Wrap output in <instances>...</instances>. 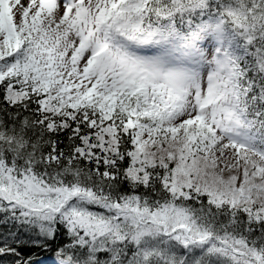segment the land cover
I'll return each instance as SVG.
<instances>
[{"label": "snow or ice", "instance_id": "1", "mask_svg": "<svg viewBox=\"0 0 264 264\" xmlns=\"http://www.w3.org/2000/svg\"><path fill=\"white\" fill-rule=\"evenodd\" d=\"M0 264H264V0H0Z\"/></svg>", "mask_w": 264, "mask_h": 264}, {"label": "trees", "instance_id": "2", "mask_svg": "<svg viewBox=\"0 0 264 264\" xmlns=\"http://www.w3.org/2000/svg\"><path fill=\"white\" fill-rule=\"evenodd\" d=\"M2 227V226H0ZM37 252V258L40 261H44L47 259H56L55 252L53 250L43 251V250H36ZM40 264H42L40 262Z\"/></svg>", "mask_w": 264, "mask_h": 264}, {"label": "rangeland", "instance_id": "3", "mask_svg": "<svg viewBox=\"0 0 264 264\" xmlns=\"http://www.w3.org/2000/svg\"><path fill=\"white\" fill-rule=\"evenodd\" d=\"M22 3L26 4L27 0H21ZM55 261H49L48 264H54Z\"/></svg>", "mask_w": 264, "mask_h": 264}]
</instances>
